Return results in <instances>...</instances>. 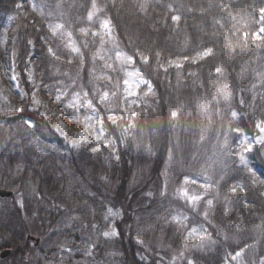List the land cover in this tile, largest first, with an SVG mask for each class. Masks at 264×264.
I'll use <instances>...</instances> for the list:
<instances>
[{"label":"trees","instance_id":"16d2710c","mask_svg":"<svg viewBox=\"0 0 264 264\" xmlns=\"http://www.w3.org/2000/svg\"><path fill=\"white\" fill-rule=\"evenodd\" d=\"M47 2L54 7L58 0ZM98 2L104 3L105 0ZM180 2L191 8V11L182 13L180 30L158 23L161 15H167L159 7L150 11L155 19L146 21L143 14L132 6V0H124V7L120 6L119 0L116 7L108 5L107 14L116 24L122 42L127 39L125 33H129L138 34L141 42L157 46L165 55H192L201 43L215 46L219 52L217 58L208 63L191 67L186 64L179 85L172 69L169 70L170 83L163 73L153 77L157 96L149 98L150 106H144L137 116L127 148L117 141L118 149L112 154L105 150L94 156L86 148L71 149L58 136L46 138L39 132L32 135V130L26 129L19 119L21 114L9 113L7 105L0 101L3 104L0 111V188L14 190L10 197L0 196V251L4 248L12 250L6 258L0 257V264H40L43 262L36 260L35 255L48 259L47 255L66 251L62 249L65 242H70L68 247L74 243L87 250L90 239L98 241L99 246L93 251L105 264H169L173 259L176 264H185L189 259L195 264H224V251L231 252L235 242L241 239L247 241L245 247L252 246L246 257H251L254 252L258 259L264 257V187L259 183L246 180V188L238 194L246 195L247 200L229 205L223 202L222 196L209 216L211 226L204 221L202 212L192 209L190 203L175 195L183 173L204 167L207 158L215 151L217 137L222 140L227 130L231 119L228 105L223 101L217 104L212 99V93L220 84H231L234 91L231 106L242 113L239 123L245 131L255 135L258 132L254 128L255 122L264 119V82L260 76L264 73V46L257 47L258 42L249 41L247 48L238 46L234 54L221 52L222 45L219 41L213 45L211 36L213 16L224 17L231 29L235 22L227 21L229 14L238 17L246 13L253 0ZM210 2L224 3L225 8L221 11L213 7L202 14L200 8L207 9ZM21 3L25 5L23 10L17 8ZM88 3L89 0H64L65 19L71 18L75 27L77 18L85 16V8L79 5L87 6ZM73 4L75 7H69ZM25 15L27 20L23 18ZM11 17L16 19L10 20ZM33 19L38 21L39 27L42 21L31 12L27 0H0V36L7 32L9 38L8 51L0 49L2 67L8 61L13 43L23 56L27 39L37 40V33L29 23ZM152 23L157 25L155 31ZM186 38L189 44L184 51ZM37 50H40L39 44ZM91 50L94 49L86 52ZM17 63H21L19 58ZM216 64L224 68V78L219 81L215 74ZM187 71H197L200 75L198 78L189 77ZM194 80L203 81L204 86L200 87ZM205 95L210 101L207 116L195 107L196 98ZM241 96L245 101L243 105L239 104ZM9 100L19 106V98L10 96ZM180 104L184 107L178 109ZM170 110H179L177 121H170ZM29 115L31 113L24 114L25 118ZM35 118L40 119L38 115ZM68 125L74 132L71 122ZM203 129H207L206 138L201 141ZM109 134L116 133L110 131ZM51 143H56L58 150L49 148ZM148 145H151V152L146 150ZM169 150L174 157L171 162L168 161ZM117 154L119 161L115 159ZM105 156L108 157L107 163ZM254 163L264 172L258 159ZM236 175L247 177L248 173ZM166 180L167 192L161 196ZM232 183L236 181L228 180L222 190L230 198L234 195L228 192ZM20 200H23L24 207H20ZM109 207L123 215L108 218V221L114 220L121 235L106 243L97 229L103 231L113 226L104 218ZM178 212L189 217L186 227L177 226L172 220ZM200 224L212 234L216 245L196 249L190 244L186 228ZM27 234L39 236L40 245L32 246ZM224 235H228L229 240L225 241ZM138 239L143 241L142 245L137 243ZM248 264H258V260Z\"/></svg>","mask_w":264,"mask_h":264},{"label":"snow or ice","instance_id":"6c2138e0","mask_svg":"<svg viewBox=\"0 0 264 264\" xmlns=\"http://www.w3.org/2000/svg\"><path fill=\"white\" fill-rule=\"evenodd\" d=\"M118 0H105L99 3L98 0H89L85 8L84 18H77V25L74 27L71 18L65 19L67 13L63 10L64 0H58L53 7L47 0H27L32 13H35L42 23L37 27L38 21H29L37 33V40L27 39L26 50L23 56L17 51L16 44L9 56L7 67L2 75L12 84V89L19 97V106H14L8 96L0 89V101L7 105L9 113L21 114L19 119L26 129L32 130V135L39 132L46 138L60 137L64 145L71 149L81 150L86 148L92 155L103 153L105 150L112 154L118 149L117 141L128 147L129 137L133 135L132 130L136 127V118L143 111L144 106L149 105V98L156 97V84L153 77L164 74L165 80H169V70L175 71L177 84L179 85L184 75L185 65H200L215 60L219 52L215 46L201 43L194 54L187 55L177 53L175 56L165 55L155 45H149L139 40L138 34L125 33L126 41L122 42L117 32L116 24L112 17L107 14L109 3L116 7ZM121 7H124V0H119ZM132 6L142 13L146 21L155 18L150 15L157 7L161 8L167 15H161L158 23L164 27L169 25L177 30L181 29L182 13L191 11L187 5L180 0H132ZM24 3L18 4L17 8L24 9ZM75 7V5H69ZM213 7L224 10L225 4L209 3L207 9L200 8L203 14ZM248 11L240 16L229 14L227 21L235 22L230 29L225 23L224 17H212L211 36L213 45L220 42L221 52L236 53L237 47L247 48L249 41L258 42L257 47L264 46V0H253L248 5ZM27 20V16L23 17ZM11 17L10 20H15ZM86 25V26H85ZM239 25L240 27H237ZM152 29H157L156 23L151 24ZM46 29V31H41ZM203 30V29H202ZM9 38L7 32L0 36V49L7 52ZM39 44L40 50H37ZM189 41L185 39L184 51L187 50ZM94 49L86 52V50ZM21 63L18 64L17 60ZM2 67V65H0ZM215 74L219 81L224 78V68L220 64L215 66ZM189 77L198 78L197 71H187ZM212 73L209 72V76ZM264 82V73L260 74ZM199 82L203 87V81ZM255 87V86H253ZM47 96L45 102L41 97ZM212 99L217 104L223 101L228 105V114L231 119L228 122L227 130L221 140L217 137V144L212 156L207 158L205 166L197 171H186L182 175V183L175 190V195L190 203L192 209L199 210L203 214L205 222L211 226L209 216L215 211V205L223 202L231 205L233 202L247 200V196H240L238 192L246 188V180L252 183H259L264 187V172L259 170L255 161L264 166V119L255 122L254 128L258 130L257 135H251L240 125L242 113L233 108L234 91L231 84L225 82L219 85L212 93ZM245 103L241 96L239 104ZM54 105L55 107H51ZM184 105H178V109ZM195 107L201 114L208 115L210 112V101L208 97H197ZM44 109V111H40ZM3 104H0V111ZM25 113L31 115L25 118ZM40 119H36V116ZM180 116L179 110H170V121H177ZM127 117V119H126ZM210 119V117H209ZM65 121L71 122L73 127L79 128L72 132ZM126 125V126H125ZM118 130V132H117ZM116 133L110 135L109 132ZM203 129L200 140L206 137ZM235 134L232 136V134ZM71 137V138H70ZM39 147V141L37 140ZM53 150H58L56 143L48 145ZM136 147L139 149L140 145ZM146 150L151 152V145ZM173 153L168 152V161H173ZM115 159L119 161L117 154ZM105 163L108 157H104ZM168 165H165L167 170ZM247 172V177L236 175V173ZM106 179V178H105ZM234 179L236 183L229 184L228 192L234 194L231 198L223 193L224 184ZM189 185H197L201 191L192 192ZM167 180L164 183V196L167 192ZM151 195V193H149ZM20 207H24L23 200L18 201ZM203 203V207H201ZM221 211H224L221 207ZM123 215L119 210L107 208L105 220L109 217L119 218ZM172 220L177 226L186 227L189 217L183 213H176ZM113 226L107 230L99 231L100 237L105 242H111L119 238L121 232L115 227L114 220L108 221ZM96 227V225H93ZM217 231H219L217 229ZM264 232V227H262ZM188 238H198L200 244L195 245L196 249H204L214 246L217 241L212 234L200 224L199 227L186 228ZM225 241L229 240L224 235ZM62 245L69 255L73 249ZM138 244L143 241L137 240ZM246 240L235 242L232 251H224V264H245L244 257L251 248ZM99 244L95 240L88 241L87 256H92L94 248ZM187 249L188 245H184ZM115 255V253H111ZM142 259H145L142 257ZM162 259V258H161ZM63 260V257H61ZM169 264H176L173 259ZM185 264H195L194 260H186ZM264 264V261H261Z\"/></svg>","mask_w":264,"mask_h":264},{"label":"rangeland","instance_id":"374dc122","mask_svg":"<svg viewBox=\"0 0 264 264\" xmlns=\"http://www.w3.org/2000/svg\"><path fill=\"white\" fill-rule=\"evenodd\" d=\"M8 60H9V58H8ZM7 63H8V61L6 62V64H5V66L4 67H0V89H2L3 90V94L5 95V96H8V97H10V96H14V97H17V98H19L16 94H15V92L13 91V89H12V84L7 80V78L5 77V76H3L2 75V73H3V71L5 70V68L7 67ZM45 102H47L48 101V97L47 96H42L41 97ZM51 107H55L54 105H51ZM40 111L42 112V111H44V109H40ZM68 122L69 121H65V123H67L68 124ZM80 129L79 128H76V127H74V132H77V131H79ZM258 134V132L255 134V135H257ZM71 138V137H70ZM194 185H189V189H190V191L192 190V192H195V193H198L199 192V188H197V187H194V188H192ZM6 189H9V188H6ZM9 190H11V189H9ZM13 192H14V190H12ZM20 192V191H19ZM21 193V192H20ZM195 227H199V226H195ZM212 238H213V236H212ZM89 240V239H88ZM96 241V240H95ZM190 244L192 243V244H194V245H198V244H200V240L198 239V238H190ZM65 244H66V242H65ZM64 244V245H65ZM68 247V246H67ZM76 247V248H75ZM70 248H72L73 249V252H72V254L71 255H67L66 257L64 256L63 257V260L64 261H58L57 263L56 262H53V264H64V262H65V260H68L67 261V263H65V264H105L104 263V261L102 260V258L101 257H97V253L96 252H94L93 251V254H92V256H87V255H85V254H83V255H85V256H83V257H81V258H78V257H76V255L77 254H81V253H84L86 250L84 249V248H82V246L81 245H79V244H74V243H72L71 245H70ZM63 249V248H62ZM64 252H67V251H64ZM35 256H37V258H36V260L37 259H41V262H43V263H40V264H52V260L53 259H55L56 257H55V254H53L50 258H48V259H45V258H42L41 256H39V255H35ZM72 257H74V258H72ZM80 257V256H79ZM60 258V257H59ZM72 258V259H71ZM58 259V258H57ZM61 260V259H60ZM258 260V264H261V261H264V257H261V258H257V256H256V252H254L252 255H251V257H246V255H245V257H244V261H245V264H248L249 262H256ZM36 264H39V263H36Z\"/></svg>","mask_w":264,"mask_h":264},{"label":"water","instance_id":"95a60500","mask_svg":"<svg viewBox=\"0 0 264 264\" xmlns=\"http://www.w3.org/2000/svg\"><path fill=\"white\" fill-rule=\"evenodd\" d=\"M12 195H13V192L11 190L6 189V188H1L0 189V196L1 197H10ZM27 239L28 240H30V239L35 240V244H38L39 241H40L39 237H35V236L31 235V234L27 235ZM10 253H11V249L10 248H4L3 250H1L0 256L2 258H4V257L8 256Z\"/></svg>","mask_w":264,"mask_h":264},{"label":"flooded vegetation","instance_id":"af4514ba","mask_svg":"<svg viewBox=\"0 0 264 264\" xmlns=\"http://www.w3.org/2000/svg\"><path fill=\"white\" fill-rule=\"evenodd\" d=\"M29 242H30V244L32 245V246H35V247H38L39 245H40V243H41V240L39 241V243H38V245H35V240H28ZM98 242V241H97ZM84 253H81V254H77L76 255V257H78V258H81V257H83V256H85V255H83ZM68 255V253L67 252H60V253H56L55 254V259H53L52 260V264H53V262H58V261H64V260H60L61 259V257H66ZM80 256V257H79ZM51 256L50 255H47V258H50ZM60 257V258H59ZM97 257H99V256H97ZM58 258V259H57ZM72 258H74V257H72ZM67 261L68 260H65V262H64V264L65 263H67Z\"/></svg>","mask_w":264,"mask_h":264}]
</instances>
